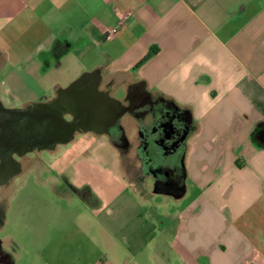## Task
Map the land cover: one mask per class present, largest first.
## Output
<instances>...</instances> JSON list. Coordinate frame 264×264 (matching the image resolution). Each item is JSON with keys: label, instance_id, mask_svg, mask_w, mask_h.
<instances>
[{"label": "crops", "instance_id": "obj_1", "mask_svg": "<svg viewBox=\"0 0 264 264\" xmlns=\"http://www.w3.org/2000/svg\"><path fill=\"white\" fill-rule=\"evenodd\" d=\"M84 79L140 129L159 108L183 116L169 154L182 178L160 190L123 173L140 217L130 231L94 200L102 188L81 197L86 209L109 210L101 233L114 255L87 256L92 232L66 229L79 216H22L0 220V230L21 225L0 235V264H264V0H0L7 108L45 105ZM142 143L118 156L142 159Z\"/></svg>", "mask_w": 264, "mask_h": 264}, {"label": "rangeland", "instance_id": "obj_2", "mask_svg": "<svg viewBox=\"0 0 264 264\" xmlns=\"http://www.w3.org/2000/svg\"><path fill=\"white\" fill-rule=\"evenodd\" d=\"M67 67L68 73L65 74V77L72 76L74 73L71 71L69 63ZM58 77L61 75L59 74ZM102 95L106 96V94ZM131 118L132 115L129 119L122 120L118 130H109L107 136L80 129L81 132H76L74 139L67 143L58 144L50 150H33L21 157L19 159L21 167L17 170L18 174L15 173L6 183L0 184V220L5 218L13 220L12 218L16 217L37 215L51 217L59 214L71 218L79 216L81 218L77 219L78 224H68L66 229H75L74 226L76 228L83 227V229L86 227L87 231L92 232V236H87V256L97 257L105 252L114 255L117 248L109 245L101 233L102 215L104 218L108 217L109 210L99 211L98 208H94L91 211V209H86L81 197L90 194V190L92 193V188L96 190L102 188L98 192L100 199L94 195V200L98 203L106 201L111 205V208L113 206L115 211L119 210V218L123 217L127 225L124 230L130 231V226L139 222L140 217L136 214L139 209L132 203L134 202L133 198L137 195L132 191L133 188L124 187L123 173L129 174L132 179L142 177L141 175L147 176L145 177L148 178L146 186L149 188V184L156 180L149 175L148 170H157L168 165L179 167L177 162H173L175 159L163 153L162 150L156 154H149L145 149L143 153L141 152L142 159H139V156L120 159L117 152L121 149L117 146L125 145L130 151H136L137 155V151L141 149L140 128L137 126L138 124L135 126V122ZM145 126L150 127V125ZM121 134L125 136L126 142ZM148 154L149 156H147ZM120 160H122L123 166L122 163H119ZM65 168H68L66 174L60 176L59 173ZM71 168L76 170L75 174ZM67 183H71L72 186L69 187ZM162 188L166 189L164 185ZM156 200L159 202L163 200L165 203L162 196ZM64 207L67 209L66 211L63 210ZM168 209L169 206L167 205L165 210ZM145 210L146 207H143V216ZM85 217H92L91 224H85L83 221ZM123 225V220L115 218L110 223L109 229L118 232L123 228ZM9 226L10 228L6 231L0 230L1 236L12 231L11 226L21 230L19 223L12 222ZM114 242L119 244L118 240H114ZM126 244L123 240V245ZM18 263H21V260Z\"/></svg>", "mask_w": 264, "mask_h": 264}, {"label": "flooded vegetation", "instance_id": "obj_3", "mask_svg": "<svg viewBox=\"0 0 264 264\" xmlns=\"http://www.w3.org/2000/svg\"><path fill=\"white\" fill-rule=\"evenodd\" d=\"M58 100L67 105V108H64L65 112L61 114L62 117H59L56 112L52 111L43 114L40 116V118L47 117L56 126L58 124L63 126V129L60 131L56 129L50 135H46V141H57L59 138H63L69 133L71 135L67 137V139L70 138L73 140L75 133L81 132L80 129L88 132H97L100 133V135L107 136L109 130L117 131L119 125L121 126V118L127 109L123 105L110 99L109 96L102 95L98 93L96 89H92L91 82L88 80H86L83 85L76 87V89H74L72 92L62 94L58 97ZM145 102L148 103V107H156L157 104L154 103V101L149 97L146 98ZM164 106L166 108V105ZM167 107H171V105H167ZM153 113H158L157 120L150 122V127L145 126L143 128L144 132L143 129H140L139 131L141 139L147 140L148 142L144 144L143 150L146 149L149 154H156L162 150L163 153L169 155L173 151V140L175 137L180 135L184 118L177 111L168 110L167 108L166 110L159 108L158 111H153ZM70 121H72V125L76 126V130L66 133V128H69L68 126L71 125ZM121 135L126 142L125 136L123 134ZM6 136V132L0 134V138H5ZM64 143L65 142L56 143V145L49 146L44 149L50 150L55 148L58 144ZM117 147L123 149L125 145L122 147ZM28 153L29 152L23 154H14L13 158H11L12 161L8 159V162L7 159L2 160L0 157V184L6 183L14 176H11L9 171L14 169L15 164H18L20 169L21 164L19 159ZM151 171L155 174L157 184L160 183V185H164V188H167L166 186L168 184L171 185V183H173L177 178H182L180 169L176 166H166L165 168L157 170L152 169ZM67 184L69 187L72 186L71 183Z\"/></svg>", "mask_w": 264, "mask_h": 264}, {"label": "water", "instance_id": "obj_4", "mask_svg": "<svg viewBox=\"0 0 264 264\" xmlns=\"http://www.w3.org/2000/svg\"><path fill=\"white\" fill-rule=\"evenodd\" d=\"M85 79L74 82L73 86H70L73 89L71 88L69 91H73L78 85L83 84ZM93 86L96 89V81H94ZM64 108H67V105L58 100V98L45 105L26 108H7L0 100V134L4 132L7 134L5 138H0L1 159H7V162L8 159L12 161L11 158H13L14 154H23L35 149H44L56 145V143L71 141L70 138L67 139L71 135L69 132L76 130V126L71 124L72 121H70L71 125L68 126L69 128H66V133L69 134L59 138L57 141H46V135H50L56 129L62 130L63 126L59 124L56 126L47 117L40 118L43 114L52 111L62 117L61 114L65 112ZM18 169L19 165L15 164L14 169H11L9 174L11 176L14 175Z\"/></svg>", "mask_w": 264, "mask_h": 264}, {"label": "trees", "instance_id": "obj_5", "mask_svg": "<svg viewBox=\"0 0 264 264\" xmlns=\"http://www.w3.org/2000/svg\"><path fill=\"white\" fill-rule=\"evenodd\" d=\"M73 86V85H72ZM72 87H69L67 90H69V89H71ZM101 94V93H100ZM157 185H159V186H157L158 187V189H160V190H163V188H162V186H160V183L159 184H157Z\"/></svg>", "mask_w": 264, "mask_h": 264}, {"label": "built area", "instance_id": "obj_6", "mask_svg": "<svg viewBox=\"0 0 264 264\" xmlns=\"http://www.w3.org/2000/svg\"><path fill=\"white\" fill-rule=\"evenodd\" d=\"M115 31H116V29H115Z\"/></svg>", "mask_w": 264, "mask_h": 264}]
</instances>
